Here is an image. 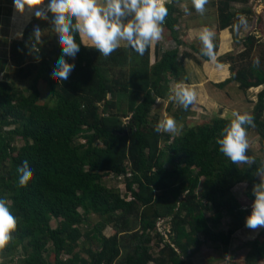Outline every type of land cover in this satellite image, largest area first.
Returning <instances> with one entry per match:
<instances>
[{
    "label": "trees",
    "instance_id": "trees-1",
    "mask_svg": "<svg viewBox=\"0 0 264 264\" xmlns=\"http://www.w3.org/2000/svg\"><path fill=\"white\" fill-rule=\"evenodd\" d=\"M248 1L219 0L217 29L234 35L239 13L231 11V4ZM164 6L163 26L180 44L177 11L172 2ZM51 16H34L22 39L10 42L13 72L28 85L0 82V199L8 201L17 219L4 251L24 254L20 264H190L205 244L229 247L251 213L232 191L247 183L246 199L252 205L251 183L262 165L255 160L239 167L219 152L216 139L235 117H217L176 137L154 130L159 115L151 111L169 95L171 78L180 71L178 49L164 51L154 64L149 47L143 55L119 47L105 58L76 34L80 51L66 58L75 68L67 81L54 80L61 46ZM36 25L45 27L49 37L42 35L39 52L32 53ZM243 44L251 46V38ZM233 82L242 92L262 87L250 115L254 126H246V132L256 133L264 158V67L254 61L242 64L216 87ZM41 85L49 91L47 103L40 102ZM25 160L33 176L20 187L18 168ZM108 175L123 181V195L103 183ZM93 215L99 218L95 223ZM225 217L229 230L216 232L213 228ZM162 219L169 224L167 241L156 228ZM107 227L114 230L112 236L103 234ZM151 233L156 246L162 244L155 255ZM244 247V264H264V229Z\"/></svg>",
    "mask_w": 264,
    "mask_h": 264
},
{
    "label": "rangeland",
    "instance_id": "rangeland-1",
    "mask_svg": "<svg viewBox=\"0 0 264 264\" xmlns=\"http://www.w3.org/2000/svg\"><path fill=\"white\" fill-rule=\"evenodd\" d=\"M47 2L48 0H45V5L42 7L46 8ZM98 2L103 4V0H98ZM171 2L177 11L175 29L180 44L172 40L169 31L162 25L161 38L152 42L149 46V61L150 64H154L159 59L157 57L164 51L178 49L180 71L171 78L169 95L163 100L156 101L155 105L158 104L152 109V115H159V121L165 118H173L174 114L178 115V120L173 118L177 123V131L170 133L173 137H176L185 128L209 123L217 117L233 119V112L253 114L257 104V95L262 90V87L251 88L246 92H242L234 82L227 84L223 89H218L216 84L228 79L233 68L240 67L242 64L246 65V63L251 61L256 62L258 59V64L262 68L264 67V0H249L245 4H231V11L239 13L238 17L243 16L247 21L246 27L241 26L239 30L234 29V35L229 29L223 31L217 29V6L219 0H208L204 6L205 11L203 14L196 12L192 0H165V4ZM185 9H187V12ZM33 17V14L27 12L23 15L16 13L13 7V0H0V82L22 84L23 87L28 85V81L19 82L13 72L12 63L9 59V45L11 40L22 39V36L17 34L23 32L24 28L31 23ZM40 26L42 35L49 37L45 27ZM204 28H208L214 33L215 62L203 61L197 53V50L202 48L199 35ZM234 36L237 37L238 41H234ZM247 37L251 38L252 45L245 49L243 41ZM81 43L86 47L90 46V42L86 38L83 41L81 40ZM120 47L127 48L123 41L120 42ZM156 49L158 54L155 57ZM187 54L189 56H186ZM217 65H220V67H217ZM177 83L189 86L196 93V100L189 106L188 110H185L176 101L170 99ZM40 89V102L47 103L50 98L49 91L45 85H41ZM261 120L264 122V113ZM122 121L126 122L128 118H122ZM246 138L249 145L246 155L251 156L254 161L259 160L264 164L256 133L251 130L247 131ZM79 142L81 144L84 143L83 140H79ZM17 146L20 147L21 143L17 142ZM238 166L250 165L239 164ZM200 181L197 193L202 190L201 183L203 179ZM259 182V177L256 175L251 186ZM103 183L107 187L118 188L122 195L124 194V184L121 179L108 175L104 178ZM247 191V183L237 186L232 191L243 209L251 207V203L246 199ZM91 218L94 223L99 220L94 215ZM156 228L157 232L163 235V238L167 241L169 230L167 219L159 220L156 223ZM229 228L230 220L225 217L221 224L213 229L216 232H227ZM261 230H250L244 226L241 230L234 233L230 246L227 248L216 244H205L200 254L190 260V264H244L243 258L247 253V249L244 246L256 239ZM103 234L108 237L112 236L114 230L111 227H107ZM151 235L154 236V233H151ZM157 241V237L154 236L151 242L154 255L162 247V244L159 247L156 246ZM79 243H81L80 246L83 245L82 240ZM80 249V247L77 249L81 252L80 255L82 257L85 256ZM11 257L14 259L12 263H9L8 261ZM24 257L25 255H22V253L8 255L4 248L0 249V264H20L18 259H23Z\"/></svg>",
    "mask_w": 264,
    "mask_h": 264
},
{
    "label": "clouds",
    "instance_id": "clouds-1",
    "mask_svg": "<svg viewBox=\"0 0 264 264\" xmlns=\"http://www.w3.org/2000/svg\"><path fill=\"white\" fill-rule=\"evenodd\" d=\"M208 0H192L196 12L203 14ZM13 0L16 13H31L37 19L48 20V13L52 14V29L58 36L61 54L52 70L51 77L57 81H67L75 65L69 63L67 57L75 58L80 51L76 43V34L81 40L87 39L90 46L100 55L109 57L125 42L127 47L139 55H143L152 42L161 38L163 22L168 15L164 6L165 0ZM187 12V9H185ZM247 26L245 17L239 16L238 23L233 25L237 30ZM42 30L34 26L30 37L31 52L38 53L42 41ZM17 35L22 36V33ZM214 33L204 28L199 35L202 43L200 54L215 62L216 55L213 45ZM259 61L257 59L256 64ZM220 67V65H217ZM170 99L176 101L185 110L196 100V93L189 86L177 83ZM235 119L231 120L219 134L216 144L219 152L227 157L233 164H253L254 159L246 155L249 147L246 138V126H254L253 117L233 112ZM154 130L157 133H175L177 123L173 118L160 120ZM19 186L26 187L33 173L25 160L18 168ZM255 174L260 182L253 186L255 197L251 205V214L245 219V227L250 230L264 229V164L258 167ZM112 176V175H111ZM17 219L8 207V201L0 199V249L12 239L11 233L16 229Z\"/></svg>",
    "mask_w": 264,
    "mask_h": 264
},
{
    "label": "crops",
    "instance_id": "crops-1",
    "mask_svg": "<svg viewBox=\"0 0 264 264\" xmlns=\"http://www.w3.org/2000/svg\"><path fill=\"white\" fill-rule=\"evenodd\" d=\"M149 50H150V47H149ZM155 55V54H154ZM149 58H150V54H149Z\"/></svg>",
    "mask_w": 264,
    "mask_h": 264
},
{
    "label": "water",
    "instance_id": "water-1",
    "mask_svg": "<svg viewBox=\"0 0 264 264\" xmlns=\"http://www.w3.org/2000/svg\"><path fill=\"white\" fill-rule=\"evenodd\" d=\"M124 134H125V131H124ZM124 134H123V135H124Z\"/></svg>",
    "mask_w": 264,
    "mask_h": 264
}]
</instances>
